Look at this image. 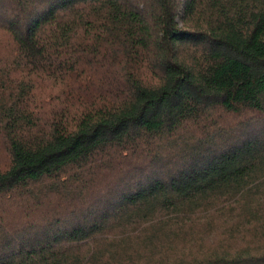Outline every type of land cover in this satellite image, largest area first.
Masks as SVG:
<instances>
[{"label": "trees", "instance_id": "obj_1", "mask_svg": "<svg viewBox=\"0 0 264 264\" xmlns=\"http://www.w3.org/2000/svg\"><path fill=\"white\" fill-rule=\"evenodd\" d=\"M0 264H264V0H0Z\"/></svg>", "mask_w": 264, "mask_h": 264}]
</instances>
